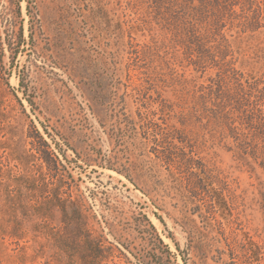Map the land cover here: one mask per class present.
<instances>
[{
    "label": "rangeland",
    "instance_id": "1",
    "mask_svg": "<svg viewBox=\"0 0 264 264\" xmlns=\"http://www.w3.org/2000/svg\"><path fill=\"white\" fill-rule=\"evenodd\" d=\"M210 1L207 16L221 12L219 31L232 54L225 60L264 85V13L252 11L261 0ZM181 4L32 0L28 15L26 0H0V264H89L58 205L70 195L111 247L102 264H142L121 244L136 255L148 246L143 215L177 264H264V244L258 257L243 246V233L264 243L262 169L196 117L183 132L212 172L164 158L170 144L162 137L174 129L181 136L192 89L221 70L219 61L199 65L186 52L183 28H200L191 30ZM191 170L204 184L196 197L184 189ZM217 174L235 196L227 210L213 201L217 190L230 200L208 182Z\"/></svg>",
    "mask_w": 264,
    "mask_h": 264
},
{
    "label": "trees",
    "instance_id": "2",
    "mask_svg": "<svg viewBox=\"0 0 264 264\" xmlns=\"http://www.w3.org/2000/svg\"><path fill=\"white\" fill-rule=\"evenodd\" d=\"M199 5L195 6L193 4L194 0H183L181 7L183 9V14L190 17L193 21V25L190 27L191 30L200 28L199 34L190 33L187 27L183 28V38L182 45L185 46L186 52L189 51L190 54L195 52L197 57V63L202 65L207 61L217 62L219 61V69L217 72V79H212L210 84L205 87L201 86L199 89H192V94L190 95L191 106H188L186 113L181 114V120L179 123L182 128L180 129L181 136H176L174 130L172 132H167L162 139L168 140L170 148H167V153L165 154L166 162H176L179 166L193 165L191 167L195 168L196 171L199 170L201 173L212 172V169L208 167L204 162L195 158L196 152L193 150L190 144L191 139L183 132L186 127L187 121H192L191 117H196L197 119H205V126H210L211 129L218 133L219 137L222 139H228L231 141V149L235 150L240 156L244 158H250L255 164L262 169L264 172V112L261 108L256 106L262 103L264 105V85L262 80L255 79L254 77L244 78L241 73L236 71L232 66H230V61H226L230 53L229 46L224 43V37L220 33L219 29L221 27V12L214 15L213 18H209L207 15L208 7L212 5L210 0H198ZM239 1V0H238ZM247 0H244L245 3ZM27 2V13L29 15V8L31 7L32 0H26ZM245 4H243L244 6ZM253 14L264 13V0L258 2L256 9H253ZM223 17V16H222ZM32 18V17H31ZM190 22V21H189ZM195 23V24H194ZM185 25V23H183ZM196 48L188 45L189 43H194ZM221 46V47H219ZM216 65V64H214ZM242 79L244 82H242ZM185 82V81H184ZM181 88L186 92L187 87L183 86V82H178ZM212 83V85H211ZM187 84V83H186ZM25 92V91H24ZM189 92V90L187 91ZM24 97L25 93H24ZM253 97V100L251 98ZM27 102L32 105V100L26 98ZM172 106L174 104H168ZM252 107H251V106ZM185 107V106H181ZM257 110V112H256ZM233 113H236L234 116ZM202 120H200L202 122ZM202 124V123H201ZM178 130V129H177ZM179 131V130H178ZM154 141H157L155 136ZM47 145V143L44 141ZM190 145L189 152H186L185 147ZM187 145V146H186ZM180 151V152H178ZM51 160L58 164L57 156L51 152L47 151ZM188 154V156H186ZM185 156V157H184ZM177 159H176V158ZM199 164V166L197 165ZM105 168L116 170L111 164H106ZM191 170L186 177V191L192 197H196L198 190L204 188V184L199 178H193L196 173ZM210 174V173H209ZM173 175V171L171 172ZM211 177V176H210ZM208 182L217 183V185L228 192L229 202L226 201L225 196L220 191H213V201L218 207L222 209H228L229 203H233L235 196L233 192L230 193V187L227 186L223 178L219 175H214L213 178H209ZM214 179V180H213ZM209 183V185H210ZM58 205L63 212L64 216L74 223V227L77 230L78 241L81 244V250L84 255L85 260L89 264H102L101 261L107 258V251L111 247L104 246L102 244L103 236L101 234H94L88 224V214L85 213V208L81 200L71 198V195L67 199L57 198ZM193 200V198H189ZM199 204H193L192 211L203 218V214L200 210ZM156 218L162 222L161 216L154 214ZM150 227V236L148 246L143 248L141 254L136 255L133 252V247L128 246V244H121L125 247L126 251L134 255V258L142 264H177L174 259H172L173 254L169 251L166 244L157 234L153 224L145 215L142 216ZM103 239V240H102ZM244 245L250 247V251L257 255L258 250L263 248L262 244H259L251 239L247 233H243ZM228 245V244H226ZM229 246V245H228ZM178 249V245L176 244ZM116 249L128 259L125 253H123L117 246ZM229 251L232 249L229 247ZM221 253H224L221 251ZM185 263V259L183 258Z\"/></svg>",
    "mask_w": 264,
    "mask_h": 264
}]
</instances>
